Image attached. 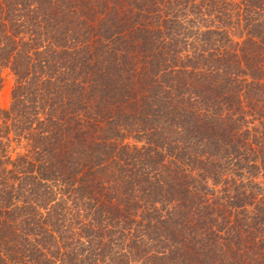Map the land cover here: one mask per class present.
Listing matches in <instances>:
<instances>
[{"label": "trees", "instance_id": "obj_1", "mask_svg": "<svg viewBox=\"0 0 264 264\" xmlns=\"http://www.w3.org/2000/svg\"><path fill=\"white\" fill-rule=\"evenodd\" d=\"M0 264H264V0H0Z\"/></svg>", "mask_w": 264, "mask_h": 264}, {"label": "rangeland", "instance_id": "obj_2", "mask_svg": "<svg viewBox=\"0 0 264 264\" xmlns=\"http://www.w3.org/2000/svg\"><path fill=\"white\" fill-rule=\"evenodd\" d=\"M11 82V76L5 74L0 86V107H6L9 103Z\"/></svg>", "mask_w": 264, "mask_h": 264}]
</instances>
